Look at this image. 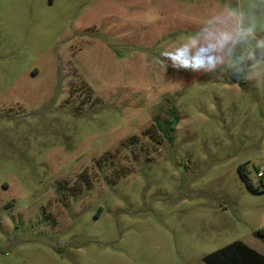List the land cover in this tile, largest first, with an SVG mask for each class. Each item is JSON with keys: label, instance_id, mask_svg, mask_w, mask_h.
Instances as JSON below:
<instances>
[{"label": "rangeland", "instance_id": "374dc122", "mask_svg": "<svg viewBox=\"0 0 264 264\" xmlns=\"http://www.w3.org/2000/svg\"><path fill=\"white\" fill-rule=\"evenodd\" d=\"M241 164L264 181V0H0V264L264 253Z\"/></svg>", "mask_w": 264, "mask_h": 264}, {"label": "trees", "instance_id": "16d2710c", "mask_svg": "<svg viewBox=\"0 0 264 264\" xmlns=\"http://www.w3.org/2000/svg\"><path fill=\"white\" fill-rule=\"evenodd\" d=\"M178 121L177 108L172 106L167 118L163 122H157L159 129L169 141L174 140L173 132L176 129ZM239 172L250 190L264 191V181L262 180L261 184L258 185L254 184L247 164H241ZM257 234L264 237V229H259ZM204 260L207 264H264V253L243 240H236L205 255Z\"/></svg>", "mask_w": 264, "mask_h": 264}, {"label": "built area", "instance_id": "2783aa9c", "mask_svg": "<svg viewBox=\"0 0 264 264\" xmlns=\"http://www.w3.org/2000/svg\"><path fill=\"white\" fill-rule=\"evenodd\" d=\"M258 175L261 177V176H264V170H259L258 171Z\"/></svg>", "mask_w": 264, "mask_h": 264}, {"label": "clouds", "instance_id": "9594fccd", "mask_svg": "<svg viewBox=\"0 0 264 264\" xmlns=\"http://www.w3.org/2000/svg\"><path fill=\"white\" fill-rule=\"evenodd\" d=\"M185 67L187 66V65H184Z\"/></svg>", "mask_w": 264, "mask_h": 264}]
</instances>
